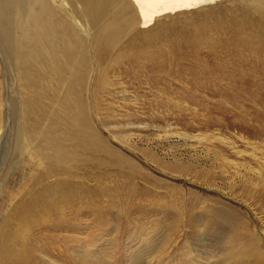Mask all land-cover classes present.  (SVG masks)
Listing matches in <instances>:
<instances>
[{"label":"rangeland","instance_id":"obj_1","mask_svg":"<svg viewBox=\"0 0 264 264\" xmlns=\"http://www.w3.org/2000/svg\"><path fill=\"white\" fill-rule=\"evenodd\" d=\"M248 1L141 20L111 47L87 42L63 78L88 141L72 134L71 162L52 168L18 148L20 94L0 43L11 264H258L248 246L264 264V0Z\"/></svg>","mask_w":264,"mask_h":264},{"label":"bare ground","instance_id":"obj_2","mask_svg":"<svg viewBox=\"0 0 264 264\" xmlns=\"http://www.w3.org/2000/svg\"><path fill=\"white\" fill-rule=\"evenodd\" d=\"M215 1L0 0V43L14 67L20 94L22 134L26 137L25 141L20 139L19 129L16 139L21 153L26 151L27 145H31L40 153L44 165L52 168L71 162L73 153L69 155L66 151L72 134L75 137L79 134L84 142L88 141V137L77 127L83 118L77 89L74 85L70 86L72 80L69 75L64 74L63 78L64 69H74L76 65L83 67L79 55L88 49L87 42L91 50L99 46L111 47L121 35L140 25L141 20L145 23L153 16L194 8L200 10ZM260 1L263 0H249L242 4L257 7ZM77 30L85 32L88 38L80 36ZM56 37L61 38L60 42L55 40ZM2 54L5 55L4 51ZM47 72L48 76L42 84L39 81ZM89 138H94L91 129ZM3 229L5 231L0 234L6 235L8 232L5 227ZM245 251L248 257L254 255L256 263L262 264L261 256L256 254L255 249L248 246ZM9 255L7 248L0 250L2 264H11ZM217 258L216 264L226 261ZM226 264L239 263L230 260Z\"/></svg>","mask_w":264,"mask_h":264}]
</instances>
